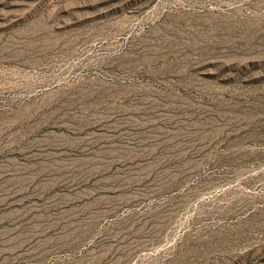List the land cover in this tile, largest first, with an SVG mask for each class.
I'll return each mask as SVG.
<instances>
[{"label": "rangeland", "instance_id": "1", "mask_svg": "<svg viewBox=\"0 0 264 264\" xmlns=\"http://www.w3.org/2000/svg\"><path fill=\"white\" fill-rule=\"evenodd\" d=\"M0 264H264V0H0Z\"/></svg>", "mask_w": 264, "mask_h": 264}]
</instances>
